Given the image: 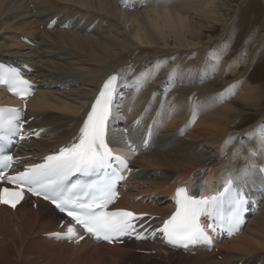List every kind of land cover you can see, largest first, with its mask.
I'll use <instances>...</instances> for the list:
<instances>
[{
  "label": "bare ground",
  "instance_id": "6f19581e",
  "mask_svg": "<svg viewBox=\"0 0 264 264\" xmlns=\"http://www.w3.org/2000/svg\"><path fill=\"white\" fill-rule=\"evenodd\" d=\"M141 1L0 0V62L21 69L35 83L26 117L32 118L29 128L43 129L38 138L18 145L15 155L20 160L15 166L35 163L76 138L103 83L118 75L107 139L130 161L131 174L121 186L117 207L153 216L150 224L157 225L173 209L171 195L178 185L205 194L227 174L244 183L257 207L249 204L248 220L234 236L212 240L218 250L214 253L213 247L200 245L177 250L157 237L112 245L89 238L57 240L50 234L63 231L62 215L47 203L26 197L14 210L0 205V247H9L5 256L0 250V264H149L154 260L137 248L164 254L166 260L167 255L192 254L189 257L206 264H262L264 115L240 131L247 121L239 127L236 119L239 103L260 106L258 112L264 103L262 86L248 81L246 70L240 71V63L247 68L253 56L246 51V60L229 58L233 30L219 0H148L144 9ZM53 18L55 24L48 27ZM217 26L222 33L214 39ZM145 72L151 78L143 80L140 74ZM230 85H235V94L221 102L218 94ZM1 103L18 105L2 88ZM194 110L195 122H190ZM150 123L151 138L143 148ZM130 141L138 154L128 146ZM154 165L174 173L170 184L152 188L166 201L159 208L138 203L155 204L157 197L152 194L142 199L133 196L140 194L133 190L136 179L145 180L144 170Z\"/></svg>",
  "mask_w": 264,
  "mask_h": 264
},
{
  "label": "snow or ice",
  "instance_id": "6c2138e0",
  "mask_svg": "<svg viewBox=\"0 0 264 264\" xmlns=\"http://www.w3.org/2000/svg\"><path fill=\"white\" fill-rule=\"evenodd\" d=\"M214 59L218 61L220 57L214 56ZM140 77L143 80L151 78L146 72L141 73ZM0 83L11 85L12 91L22 99L30 94V83L24 80L16 69H0ZM117 87L118 75L109 76L87 113L78 136L69 145L44 157L43 163L32 164L15 175H7L6 172L11 167L13 158L5 157L3 164L0 165V203L15 208L24 199L25 191L33 196H42L45 200H50L73 222L67 225L65 233L50 234L57 238L63 237L69 240L76 238L77 242L82 240V236H77L75 225L81 226L87 234L96 239L109 242L136 233L135 222L148 214H136L125 209L109 210V205L114 203L118 196L114 187L115 182L123 179L122 175L113 173L108 178L88 184L73 182L70 179L76 174L87 175L112 169L114 163L120 170L131 171L128 168V160L117 154L110 147L107 139L108 123L116 108L114 94ZM234 89L235 85H230L219 93L221 102L229 95H234ZM139 90L138 87L137 91ZM20 115L19 109L0 107V138L8 132H16L23 128ZM196 115L194 110L190 122H195ZM261 136L264 142V128L261 129ZM235 156L234 152L233 157ZM5 183L12 187L2 186ZM231 184L232 180L229 179L225 184V192L231 191ZM223 195L220 193L211 197L196 198L189 195L185 188H178L176 210L163 221V226L159 229L166 242L185 249L189 245L201 242L211 244V237L201 225L200 217L202 214L218 211ZM234 202L236 208L227 217H222L230 229L240 223L238 207L243 203V197L237 193ZM140 227L143 228V225ZM208 227L211 228V225ZM137 238L143 237L137 234Z\"/></svg>",
  "mask_w": 264,
  "mask_h": 264
},
{
  "label": "rangeland",
  "instance_id": "374dc122",
  "mask_svg": "<svg viewBox=\"0 0 264 264\" xmlns=\"http://www.w3.org/2000/svg\"><path fill=\"white\" fill-rule=\"evenodd\" d=\"M145 1L147 2L148 0L141 1V7H140L141 9L146 8L145 5H142ZM219 2H220L219 9L224 15L226 22L230 24L231 29L233 30V35L231 40L232 46L230 45L231 48L229 51L231 54L229 58L236 56V60L240 62L243 61L244 59L246 60L249 57L248 53L251 54V56H253L250 58L249 65L247 66V68L245 67V64L240 63V68H241L240 71L246 70V74H247L246 78L248 79V81H250L252 84L261 85L263 89L262 94L264 95V0H219ZM217 27H218V31H216V33H213L212 35L214 39L218 38L222 33L220 30L221 29L220 26ZM9 44L12 43L9 42ZM246 51L249 52L247 53ZM216 86H219V82H216ZM238 107H239V114L237 115L236 119L237 122H240L239 127L245 121H247L238 129L239 131L254 124L264 115V103L262 104V107L259 112L257 110L258 109L257 107L260 106L257 107L254 105L247 106L245 103L241 102L238 104ZM248 119L251 120L248 121ZM183 126L184 125H182L180 128L182 129ZM147 167H151V166H147ZM144 171L148 173L145 176L146 178L144 177L145 180L136 179L135 186L133 189L136 193H140V194L133 196L135 197V199H142L143 197H145V195L152 194L153 197H157L156 199L157 201L155 204L143 203V202H138V203L147 204L153 208H157V207L159 208L160 206L162 207L166 205V201H164V197L160 196L159 192L153 191L152 188L157 183H159L160 185L165 183L170 184L171 181L169 180L170 179L173 180L172 174L174 173L172 171H171L172 173H170L169 172L170 170H167L164 167H161L160 165H154L153 168H149ZM149 173H151V175ZM147 247L153 249L150 247V245H148ZM0 250H2V253L5 256L9 251V247L8 248L0 247ZM211 250L214 253L218 252V250L214 247ZM136 251L137 252L141 251L146 255L155 257L152 258L154 259L153 261L148 262L149 264H175L176 261H178L176 264L178 263L182 264V262H184L183 264H187V263L206 264V262H204L206 260L204 261L199 260L198 262V260H194L192 257H189L192 254H187V255L184 254L183 257L180 256L182 258H179V256L177 257L175 256V258L178 260H175L174 257H170L167 255V260H166L164 254L156 255L157 254L156 252L151 253L148 250H140L138 248L136 249ZM244 257L246 258L249 257V254L244 255ZM183 259L186 260L184 261ZM187 259L189 260V262ZM216 259L220 260V255L216 256ZM37 264H43V263L39 262Z\"/></svg>",
  "mask_w": 264,
  "mask_h": 264
}]
</instances>
